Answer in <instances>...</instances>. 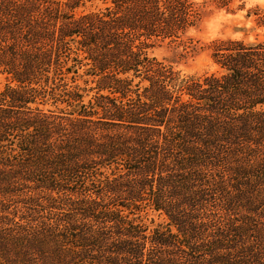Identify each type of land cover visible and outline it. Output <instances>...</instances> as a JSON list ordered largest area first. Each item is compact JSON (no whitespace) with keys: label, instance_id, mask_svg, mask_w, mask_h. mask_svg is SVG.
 Masks as SVG:
<instances>
[{"label":"trees","instance_id":"1","mask_svg":"<svg viewBox=\"0 0 264 264\" xmlns=\"http://www.w3.org/2000/svg\"><path fill=\"white\" fill-rule=\"evenodd\" d=\"M231 2L0 0V264H264V42L151 54Z\"/></svg>","mask_w":264,"mask_h":264},{"label":"rangeland","instance_id":"2","mask_svg":"<svg viewBox=\"0 0 264 264\" xmlns=\"http://www.w3.org/2000/svg\"><path fill=\"white\" fill-rule=\"evenodd\" d=\"M192 1L201 3L206 0ZM228 7L229 10L226 11L224 8L216 9L207 4L205 7L206 14L200 25L187 33V36L192 38L193 44L197 47L195 53H190L186 57L180 58L178 54L183 51L184 47L179 46L175 48L163 45L153 48L151 50L152 56L166 61L175 71L180 72L181 76L191 75L199 77L217 72V68L210 58L209 45L212 41L218 39H240L245 42H264V27L255 26L253 22L254 15H251L249 18L245 17L247 11L254 9L264 11V0H232ZM98 8H102V5L96 2H86L75 11L76 14H81L95 11ZM82 70L79 69V73ZM78 83L82 85L80 81ZM12 84L9 83L5 75L0 74V90L6 85ZM89 86H93V84H89ZM92 94L93 92H90L84 101L86 102ZM41 108L53 109L49 105L42 106ZM156 222L158 221L156 220Z\"/></svg>","mask_w":264,"mask_h":264}]
</instances>
